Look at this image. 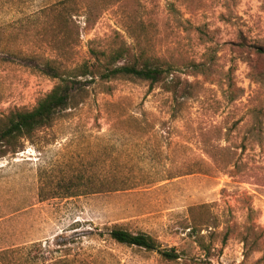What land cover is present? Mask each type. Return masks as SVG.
Wrapping results in <instances>:
<instances>
[{
    "label": "rangeland",
    "instance_id": "rangeland-1",
    "mask_svg": "<svg viewBox=\"0 0 264 264\" xmlns=\"http://www.w3.org/2000/svg\"><path fill=\"white\" fill-rule=\"evenodd\" d=\"M58 1L0 0V125L58 83L34 66L56 54L40 12ZM139 10L141 46L119 5L91 27L75 16L70 60L117 31L133 53L170 61L180 88L93 85L50 125L1 143L0 264H264V0H141ZM113 227L179 258L119 244Z\"/></svg>",
    "mask_w": 264,
    "mask_h": 264
},
{
    "label": "trees",
    "instance_id": "trees-1",
    "mask_svg": "<svg viewBox=\"0 0 264 264\" xmlns=\"http://www.w3.org/2000/svg\"><path fill=\"white\" fill-rule=\"evenodd\" d=\"M130 2H133L131 8L128 7ZM116 5L123 7L131 18L133 27L129 33L139 44L147 35L144 31L145 22L140 19L143 17L139 10L141 0H59L41 9L40 14L47 15L53 22L51 24H54L51 29L57 47L54 49V58L44 59L41 64L34 66L42 74L57 79L58 83L33 109L5 117L0 125V144H13L35 130L50 125L60 113L81 103L93 85L135 79L149 82L152 86L169 83L175 91L180 88L182 81L174 75L175 66L170 61L146 54L145 48H140L138 54L133 53V48L127 45L126 40L118 39L117 31L105 44L99 41L89 46L83 59L70 60L81 36V26L75 16L82 13L86 26L91 27L105 10ZM256 53L264 56V48H256ZM226 158L231 157L227 155ZM228 164L231 162H224L223 167ZM109 236L119 244L156 251L169 260L179 258L175 249L162 250L157 241L145 233H132L113 227L109 230ZM59 263L62 262L55 261L52 264Z\"/></svg>",
    "mask_w": 264,
    "mask_h": 264
}]
</instances>
